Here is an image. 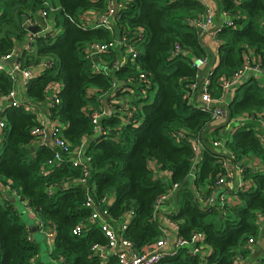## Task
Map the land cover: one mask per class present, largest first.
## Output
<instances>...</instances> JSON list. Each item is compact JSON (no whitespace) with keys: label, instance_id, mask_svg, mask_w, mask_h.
Instances as JSON below:
<instances>
[{"label":"trees","instance_id":"trees-1","mask_svg":"<svg viewBox=\"0 0 264 264\" xmlns=\"http://www.w3.org/2000/svg\"><path fill=\"white\" fill-rule=\"evenodd\" d=\"M115 1L122 8L108 31L82 26L81 17L87 13L106 14L110 0H0V58L14 53L27 34V20L36 21L44 3L58 8L47 13L57 32L37 38L33 52L23 53L19 64L25 69L39 63V59H52L54 66L27 84L26 96L29 101L42 102L50 86L61 85L59 104L50 106L49 119L62 126L71 150L83 146L84 138L95 135L84 109L101 108L99 98L113 92L114 81L134 91L131 96L119 91L117 97L131 99L137 109L134 121L139 123L122 125L116 117L101 119V127L110 132L87 141L84 156L89 159V168L83 185L79 182L84 177L82 168H74L67 159L56 166L57 150L40 145L32 137L31 130L40 126L35 115L23 107L11 106L2 114L0 181L17 193L18 202H26L37 220L54 230L50 258L56 264H119L114 256L103 262L92 255L94 246H107V238L97 224L89 221L94 212L86 206L89 200L106 211L112 226L132 214L123 237L138 251L154 245L161 236L156 202L173 185H178L174 192L177 197L167 217L178 224V237L185 241L202 234L210 255L201 260L198 255L191 256L189 248H182L163 264H234L237 256L243 262L264 264V249L257 245L264 239V135L256 118L260 115L264 120L262 75L248 74L234 87L229 122L238 123L242 116H247V121L243 126L239 123L232 133L223 128L206 134L207 147L213 148V142L221 145L213 148L218 154L204 147L198 173L191 181L192 151L187 140L178 139L176 134L184 130L189 136L201 137L212 123L211 113L196 107L199 95L194 97L195 104L189 100L190 86L199 84L194 61L210 59L190 22L203 20L207 8L192 0ZM216 2L220 13L232 22L230 27L221 23L215 34L216 61L205 78L211 96L220 99L224 95L221 79H231L241 71L244 55L250 54L249 59L260 63L264 70V0ZM139 30L141 37L137 35ZM121 38L138 40L134 61L107 75L93 74L92 62L83 53L86 45ZM175 44L181 45L184 53L170 59ZM116 56L111 51L103 59L112 64ZM141 73L147 79V84L143 83L148 88L146 97L138 92L144 86L139 79ZM14 85L6 72H0V96L8 97ZM91 89L95 93L88 95ZM250 156L262 167L249 166L245 161ZM230 157L232 164L240 167L242 181L252 187L247 191L228 190L225 194L231 202L222 205L216 200L213 206L203 209L196 193L201 202L211 196L217 178L224 172L222 163ZM150 162L155 169L149 167ZM109 198L114 199L110 205ZM79 224L85 230L75 235L73 230ZM250 239L255 241V249L247 247ZM39 253L40 246L31 240L21 214L0 197V264H44L38 260Z\"/></svg>","mask_w":264,"mask_h":264},{"label":"built area","instance_id":"built-area-1","mask_svg":"<svg viewBox=\"0 0 264 264\" xmlns=\"http://www.w3.org/2000/svg\"><path fill=\"white\" fill-rule=\"evenodd\" d=\"M199 2L203 5V0H192ZM242 0H234L235 4L241 3ZM114 3H117L115 0H110L109 3V11L104 15L97 16V19L93 22H89L87 20L84 21L82 26L91 27V28H103L108 31L112 30L113 26V14H114ZM43 9L38 12V17L42 20H47L49 13L56 12L58 8H53L52 6H49L48 3H44ZM118 11L120 8H122L121 5H118ZM48 13V15H47ZM213 17L211 12L207 9V15L206 17L201 21H192L190 22L192 25H194L195 28H200L204 32L209 31L211 26L213 25ZM35 22L31 19H28L25 26L28 27H35ZM223 24L225 26L230 27L232 25L231 20L225 21ZM264 25V20H263ZM57 32V30L53 29L50 31H43L37 35L32 36L28 41V46L26 49V52L32 53L33 47L32 45L35 43L36 39L40 36L49 35ZM218 31V30H217ZM214 34H216V32ZM139 32V33H138ZM137 35L141 37L143 33L141 30H139ZM141 32V33H140ZM35 38V40H34ZM138 40L136 39H125L121 38L118 39L115 42L107 43V44H89L86 45V47L83 50L85 59L90 60L91 63V71L93 74H103L107 75L113 71H118L120 68L124 67L128 63H132L134 61V58L137 55V47H138ZM111 51L116 53V60L114 63L105 62L103 59L104 55L109 54ZM183 49L181 45L175 44L174 48L171 52L170 59H173L177 56H180L183 54ZM250 55V54H249ZM249 55H244V64L241 69V71L235 75L231 79H221V86L222 90L225 93L226 91L232 89L236 85H238L243 78L247 77L248 74H252L254 76H261L264 75V70L260 66V63L255 64L254 60L249 59ZM12 57L11 55L4 56L0 58V72H6L9 77L12 79L14 84L17 82V75L20 76V78L26 83V85L33 81L41 75H43L46 71L50 70L54 64L52 59H46L45 61L42 60L41 62L37 63L36 65L29 66L28 68L22 69L21 65L17 63L11 70V72L6 71V65L8 61H10ZM94 59H97L94 61ZM121 59V61H119ZM209 59H197L193 63V67L198 71L197 78L199 79L198 85H191L190 86V94H189V100L193 101L194 97H197L199 95V103L196 105L197 109H199L201 112L204 113H211V119L213 125L221 124L226 117V112L221 105L222 98L215 99L211 96L210 92L207 89L208 81L205 80L206 76L212 71V67H210L206 71L205 77L200 82V72L205 68V66L208 64ZM139 79L141 84L145 83L147 84V79L144 76V74L139 75ZM116 80V79H115ZM113 92L108 96L105 95L103 98H99L101 100V104L103 101H107L109 109L112 111L113 116L119 118L122 122V125H129L134 124L137 126L139 123H135L134 116L136 115L137 109L131 105V99L127 96H131L134 94V91L131 90L128 85H125L121 82L114 81L113 82ZM120 83V87L116 88V84ZM144 85V84H143ZM54 86V85H52ZM51 87V86H50ZM147 87L141 86L139 89V93L146 97ZM121 91L122 94H127L126 97H117V93ZM59 91H55L54 96L52 98L51 104L52 105H58V95ZM95 93L94 89L89 90V94L91 95ZM0 98H7L11 100V106L12 107H23L24 109L28 110L26 104H20L19 102H16L14 100V90L9 94L8 97H2ZM130 100H129V99ZM195 104V100L193 101ZM29 111V110H28ZM84 113L88 115L91 123L94 127V134L99 138L101 136H105L110 132V129L104 130L101 127V119L104 118L106 115L103 105H101V108L95 109L94 107H87L84 109ZM257 122L260 124V129L263 132L264 135V120L261 118L260 115H257ZM239 119L238 123H245L247 121V116H242ZM4 117L2 114H0V133L3 136V129H4ZM232 123L229 122L226 129L228 131L234 132L236 129L233 128L234 126ZM231 126V127H230ZM30 134L37 142L42 143H48L49 139H52L54 142V148L57 150V153L54 157V163L56 166L60 165L62 162L68 160L72 164L74 168H82L84 172V177L79 181L81 184H86V176L88 175V162L89 159H87L84 156V148L83 146L76 148L74 150L70 149V144L64 139L62 134V126L55 122L54 125H52L50 128L47 129L44 125H40L37 128H34L31 130ZM94 135V136H95ZM176 137L178 139H185L187 140L188 144L190 145L191 151H192V159H191V169L189 174V179L193 181L195 179L196 174L198 173V167L200 165V162L203 159V149L204 146L202 144L201 138L196 136H189L186 131L179 130L176 134ZM97 140V139H96ZM213 148L220 147V142H213ZM216 151V150H215ZM231 156V155H230ZM232 157V156H231ZM231 157L229 160H226L222 163V169L223 173L219 175L217 178V181L215 183V191L211 194V196L205 201L201 202L202 199L199 195H197V200L201 203L202 208H208L210 206H213L218 201L219 204H224L226 201L228 202V196L225 194L226 191H247L252 186L251 183L246 182L238 186V188L235 187L234 184V171L237 170L238 173L241 174V169L239 166H234L231 162ZM50 162L49 164H51ZM149 167L152 169H155V164L150 162ZM46 173V171H45ZM166 177H169L168 173H164ZM178 189V185H173L172 189L169 191L168 194L161 196L159 199H157L156 206H155V213H157L159 206L162 202L168 201L169 199L174 198V192ZM7 190L10 194H12L17 200H20L19 196L16 192L10 189V186L7 185ZM221 191V193L218 195L216 194L217 191ZM25 207L26 211L30 214H33V211L27 207L26 202H20ZM172 203V202H171ZM87 207L94 208V212L91 215L89 221L91 224H97L100 228L104 236L107 238V246L105 247H93L92 248V255L98 257L103 262H106L110 256H114L119 264H163L164 261L168 259L174 258L180 249L182 248H189V254L193 257L198 255L201 260H205L210 255V249L205 245L204 243V236L202 234H195L191 238L190 241H185L178 237V224L168 219V227H165L162 222L159 221V231L161 233V236L159 240L152 246L144 247L140 251H138L134 245H132L128 240H126L123 235L124 232L128 226V223L130 222L132 218V214L128 213L125 215L123 220L118 222L116 226H112V224L108 221L107 213L106 211L102 210L101 208H96L92 201H88L86 204ZM99 209H101L99 211ZM33 216V215H32ZM33 219L35 220L36 226L38 230L45 236L47 240L52 242L54 239L55 232L53 229L49 228L48 226H45L43 222L37 220L34 216ZM82 230H85V226L83 224H79L74 230L73 234L77 235ZM49 243V242H48ZM255 244L254 240H249L247 243L248 248L254 247ZM234 264H243V261L240 260V258L237 256L234 260Z\"/></svg>","mask_w":264,"mask_h":264},{"label":"crops","instance_id":"crops-1","mask_svg":"<svg viewBox=\"0 0 264 264\" xmlns=\"http://www.w3.org/2000/svg\"><path fill=\"white\" fill-rule=\"evenodd\" d=\"M203 1H204V4H205L206 8L211 12L212 17L214 19L213 25L211 26V28L209 29V31H213L215 29V27L218 24V20L221 23H224L225 21H227V20L230 19V17L226 16L225 14L220 13L218 4L216 2L217 0H203ZM217 9H218V14H217ZM49 14H51V13H49ZM37 15H38V12H37ZM97 16L98 15H96L94 13H87V14H84L81 17V20H83V21L87 20L89 22H93V21H95L97 19ZM34 26L35 27H39V28H42V26H43V29L41 30V32H43L44 30L46 32L47 31H50V30H53V27H54L53 26V23H52V19L50 17H48L47 20H42V19H40L38 17L37 20H36V22H35V25ZM209 31H206L207 33H206V35L203 38V43L216 56V52H217V48H218V43L215 40V34L214 33H208ZM31 37L32 36H30V34L27 32V34L25 35L23 41L20 42L19 44H17L16 50L14 51V53L12 54V57H11L10 61H8L7 65H6V71L7 72H11L12 68L17 63H19L20 56L23 53L26 52L27 46L29 44V43H27V40H29ZM34 40H35V38H34ZM19 49L21 50V52H19L20 51ZM209 58H210V56H209ZM46 59L47 58H42V59H39V61L40 62L42 60L45 61ZM119 61H121V59H119ZM209 61H210V59H209ZM25 62H26V60L23 59L22 60V63H25ZM261 78L264 79V75H262ZM26 86H27L26 83H24V81L20 78V76L17 75V82L14 85V100L16 102H19L20 104H26L28 110L35 115V117H36L37 121L39 122V124L40 125H44L45 127H47V129L50 128L55 123L54 121H51L49 119L50 118L49 117L50 104H51V101H52V98L54 96L55 91H59V92L61 91V85L51 86L47 90L46 97H45V99L42 102H32V101H29V99H27V96H26ZM120 86H121L120 83L116 84V88H118ZM234 92H235V88L234 87L232 89L226 91L224 93L223 97H222L221 105L222 104L223 105L224 104H228L229 105V102L233 98ZM194 100H195V98H194ZM193 101H191V102H193ZM9 107H11V100L10 99H7V98H0V114H3L4 110L8 109ZM111 116H113V113H112ZM111 116H108V117H111ZM231 123L235 127V129L238 128V124L239 123H237V122H231ZM242 126H243V123H242ZM89 139H91L93 141V140L98 139V137L95 135L93 137L84 138L83 139V148L84 149L86 148V144H87V141ZM39 143H41L40 145H47V146H49V143H46V144L45 143H42V142H39ZM2 144H3V136L0 133V151H1V148L3 146ZM245 162L249 166L255 167L256 169H259V168L262 167L261 166V162L259 160H257L256 158H253L251 156L249 158H247ZM243 183H246V182L242 181V178H241L240 173H238V171L235 170L234 171V184H235V187L238 188V186L241 185V184H243ZM220 193H221V191L219 190V191H217L216 194L219 195ZM0 197H1V200L8 201L19 214H23L24 215L26 213L28 215V219L34 221L32 214L28 213L26 211V209H25V212L24 211L20 212L19 204L22 205V206H23V204H21L20 202H18V200L12 194H10L8 192V190H7V183L6 182L0 181ZM228 200H229V202H231L232 198L228 197ZM113 201H114L113 198H109V199H107V204L110 205V204H112ZM172 209H173V204L171 202H169V201H164L159 206V209H158L159 221L162 222V224L165 227H168L169 226L168 225V221H169L168 219L169 218L167 216H168V213H170L172 211ZM23 221L25 222L28 230H29V228H30L31 225H35L36 226V223L35 222L34 223L27 222V221H25L24 218H23ZM261 229L264 230V220L261 223ZM37 232H40V231L38 230ZM30 236H31V240L33 242L38 243V242H36L35 233L30 234ZM259 242H260V240H259ZM259 242L257 243V245L259 244ZM44 243H46V248H43L41 246V244L38 243L39 246H40V253H39L38 260L41 263H44V264H56L50 258V253L53 250L54 240H52V242L50 243V241L47 240L45 238V236H44ZM252 249H255V247H252ZM252 254L255 255V250H253V253ZM43 255H45V258L43 257ZM46 256H48L49 262H45ZM243 264H250V260L244 261Z\"/></svg>","mask_w":264,"mask_h":264},{"label":"water","instance_id":"water-1","mask_svg":"<svg viewBox=\"0 0 264 264\" xmlns=\"http://www.w3.org/2000/svg\"><path fill=\"white\" fill-rule=\"evenodd\" d=\"M114 14L113 16H116L117 13H118V6H117V3H114ZM217 14H218V9H217ZM221 26V22L218 20V24L217 26L215 27V29L213 31H209L208 33H214L215 31H217ZM43 29V26L42 28H39V27H28L27 28V32L30 34V36H34V35H37L41 32V30ZM196 32H197V35L199 37V42L201 44V46L208 52L209 56H210V61L208 62V64L205 66V68L199 73L200 74V82L202 81V79L205 77L206 75V71L214 66L215 64V61H216V56L214 55V53L205 46V44L203 43V38L204 36L206 35L207 32H204L202 29L200 28H196ZM29 40H27V43H28ZM20 50V49H19ZM21 52V50L19 51ZM97 59H94V61H96ZM103 105V108H104V111L106 113V115L108 116H111L112 115V111L109 109L108 107V104H107V101H103L102 103ZM225 112H226V117H225V120L221 123V124H218V125H213V126H210L208 127L202 134H201V141H202V144L205 148H207L210 152H212L213 154H218L217 151H215V149L213 148H209L207 147L206 145V141H205V138H206V134L208 132H211L213 130H220V129H223V128H226L229 124V105L228 104H224L222 105V107ZM49 143V146L51 148H54V142L52 139H49L48 141ZM184 185V184H183ZM182 185V186H183ZM67 185H65L66 187ZM176 197H177V193L174 195V198L173 199H169L168 201L169 202H175L176 201ZM101 209H99L100 211ZM38 231V228L35 226V225H31L30 228H29V232L30 234H33V233H36ZM259 247L264 249V239H261L260 242H259Z\"/></svg>","mask_w":264,"mask_h":264},{"label":"rangeland","instance_id":"rangeland-1","mask_svg":"<svg viewBox=\"0 0 264 264\" xmlns=\"http://www.w3.org/2000/svg\"><path fill=\"white\" fill-rule=\"evenodd\" d=\"M150 97H151V99H153L154 98V94L152 93ZM19 207H20V212H22V211L25 212V207H23L20 204H19ZM21 215L25 219V221L32 222V223L35 222L34 219H33L34 221L29 220L28 219V215L26 213L24 214L25 216L23 214H21ZM35 238H36V242L40 243L43 248H46V243H44V235L42 233H40V232L35 233ZM43 257L45 258V255H43ZM45 262H49L48 256H46Z\"/></svg>","mask_w":264,"mask_h":264}]
</instances>
